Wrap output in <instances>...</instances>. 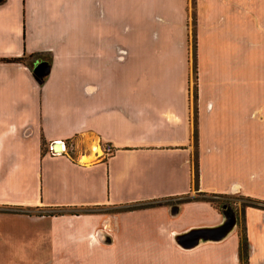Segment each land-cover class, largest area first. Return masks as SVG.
Returning a JSON list of instances; mask_svg holds the SVG:
<instances>
[{"label": "crops", "instance_id": "1", "mask_svg": "<svg viewBox=\"0 0 264 264\" xmlns=\"http://www.w3.org/2000/svg\"><path fill=\"white\" fill-rule=\"evenodd\" d=\"M197 193L264 203V0H0V264H238Z\"/></svg>", "mask_w": 264, "mask_h": 264}, {"label": "trees", "instance_id": "2", "mask_svg": "<svg viewBox=\"0 0 264 264\" xmlns=\"http://www.w3.org/2000/svg\"><path fill=\"white\" fill-rule=\"evenodd\" d=\"M192 51L194 48L193 39H192ZM3 63H15L22 64L26 66L28 69H37L38 74L37 80L42 81L46 75V72L50 65V56L48 54L36 53L33 55H29L27 57H20L16 59L2 60ZM42 70V72H40ZM192 74L194 76V66L192 67ZM195 143V132H193V144ZM195 155V154H194ZM193 178H192V187L196 190V167L195 160L193 161ZM196 199H190L187 196L182 197H174L168 198L167 202L161 203L163 205L168 204H182L187 203L192 200L195 201H203L209 203L216 211H218L222 216L230 217L234 220L236 231H237V260L238 264H247V249H246V241L244 236V226H243V210L247 207L257 208L264 210V203L255 201L246 197H237L243 201L245 204L241 205L239 208H235L233 203L228 202L230 198L236 197H227L223 195H209L197 193ZM158 206V204H147V205H133L127 206L125 208H120L114 211L109 212H131L135 210L151 208ZM50 216H53L50 214Z\"/></svg>", "mask_w": 264, "mask_h": 264}, {"label": "rangeland", "instance_id": "3", "mask_svg": "<svg viewBox=\"0 0 264 264\" xmlns=\"http://www.w3.org/2000/svg\"><path fill=\"white\" fill-rule=\"evenodd\" d=\"M70 155L72 157H74V154H70ZM228 202L233 203L235 205V208H239L241 205L245 204V201H243V200H241V199H239L237 197L236 198H230L228 200ZM107 211H111V210H106V211L105 210H101V209H97V210L90 209V210H88V212H90V213H96V212L102 213V212H107ZM64 213H71V212L70 211H51V213H49L48 216H50V214L55 216V215H61V214H64Z\"/></svg>", "mask_w": 264, "mask_h": 264}, {"label": "built area", "instance_id": "4", "mask_svg": "<svg viewBox=\"0 0 264 264\" xmlns=\"http://www.w3.org/2000/svg\"><path fill=\"white\" fill-rule=\"evenodd\" d=\"M49 150H50V152L52 153V154H56L57 152H53L52 150H51V148H49ZM103 152V155L105 156V157H108L110 154H111V147L109 146V145H104L103 146V150H102Z\"/></svg>", "mask_w": 264, "mask_h": 264}, {"label": "water", "instance_id": "5", "mask_svg": "<svg viewBox=\"0 0 264 264\" xmlns=\"http://www.w3.org/2000/svg\"><path fill=\"white\" fill-rule=\"evenodd\" d=\"M60 150H61V148H60L59 144L52 145V151L53 152H59Z\"/></svg>", "mask_w": 264, "mask_h": 264}]
</instances>
